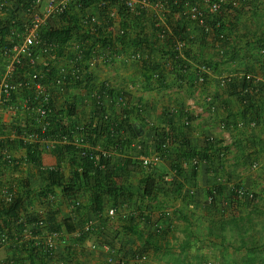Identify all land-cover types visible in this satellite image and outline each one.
I'll list each match as a JSON object with an SVG mask.
<instances>
[{"label":"crops","instance_id":"obj_1","mask_svg":"<svg viewBox=\"0 0 264 264\" xmlns=\"http://www.w3.org/2000/svg\"><path fill=\"white\" fill-rule=\"evenodd\" d=\"M16 6L14 0H0V28L7 25L11 27L12 21L16 19H20L18 23L20 27L23 19H27V12L25 10L16 11ZM86 12L95 16L101 26L109 21L95 2L89 3ZM217 17L209 14L207 23L211 24ZM221 17L226 34L225 40H220L214 30L205 31L201 26L188 25L185 31V37L191 46L188 57L185 59L188 60L186 63L188 72L186 78H178V66H175L172 59L163 54L160 41H155V47H140L141 50L149 53L147 60L123 55V51L132 52L137 46L132 43L124 45L120 41L121 25L116 15L112 19L114 24L110 32L118 45L115 48L117 57L107 63L100 59L95 60L90 68L91 76L87 77L88 74L85 81L74 83L57 97L58 106L64 109L60 111L61 117L69 122L70 126L92 124L99 119L93 96L96 92H102L97 90L106 82L111 85V94L105 96L103 110L110 117L124 123L121 132L124 139H129V142H125L123 150H113L109 147L111 140L105 131L99 137L94 135L88 141L97 158L105 153L109 156L106 168L109 171L108 178H112L117 186L123 188L121 189L123 194L119 191L118 195L117 192L111 195L108 190L102 194L104 208L101 213H105L113 205L126 201L131 211H149L152 214L151 218L154 217L155 220L160 216L159 212L163 203L169 206L176 205L179 208L180 217H177V228L171 227L173 228L172 239L178 236L176 230L180 224H187V227L190 225L194 228L200 225L202 219L210 216L207 214V209L220 210L235 207L237 205L233 203L236 198L239 203H242V199L236 192L237 188L243 187L256 194L261 187H264V0H241L237 8L228 12L223 11ZM82 19L76 6L72 5L64 18H54L51 24L54 27L70 24L73 26V36L80 37ZM168 19L173 25L171 21L173 17H168ZM145 34L152 38L151 28H146ZM135 35L132 32L128 33L127 37L131 41ZM170 41L173 42L172 38ZM94 55L97 57L95 51L91 56ZM70 56L71 53L56 62L59 73L70 71L69 59L72 57ZM207 61L217 66L215 70L211 69L212 71L207 74L204 82H200L198 78L200 67ZM246 73L254 76V80L260 85L259 88L256 87L257 83L256 86H242ZM122 95H125L124 101L119 100ZM207 103L210 108L204 112L199 111V106ZM5 117L7 122L11 123V118ZM225 120L228 122L226 129L221 127V123ZM21 122H24L23 119ZM11 132L9 127H5L2 131L0 140L7 142L11 139L12 142L11 146L6 145L1 150L14 156L19 167L17 171L6 169L5 176L1 178L2 182L0 180L1 185H9L15 191L16 197L18 195L17 182L23 180L30 185L32 190L44 191L45 188H50L53 191L46 197L40 196L34 199L24 195L22 208L36 209L45 213L50 219L56 218L63 227L69 220L75 225L87 218H94L98 212L92 211L91 207L88 210L92 212L88 214L89 216L87 214L82 216L80 210H71L72 193L70 190L67 193L62 186L49 184L50 171H59L66 182L75 180L74 171L77 167L72 165L70 153L65 151L63 145L56 152L42 156L40 163H28L24 160L27 149L19 146L18 141L21 138H15ZM231 132L235 134L236 142L227 147L226 158L219 160L216 152L210 149L211 159H203L202 153L207 148L216 146L219 140ZM166 133L173 136V142L158 166L149 170L141 167L142 170L120 171L125 161L137 154L133 143L142 141L150 152H154L158 142H161V139L166 140L163 138V134ZM195 157H201V160L198 166L194 167ZM252 162L260 163L259 170H252ZM112 171H114L113 174L110 173ZM128 174L136 175L132 178L134 182L120 180L119 176L127 178ZM147 176L155 181L157 189L154 194L158 199L144 198L140 194L142 184L138 186L136 179H143ZM90 181L93 182L94 178ZM84 182L83 178L74 182L78 186L74 190L83 204L89 207L93 203V194L90 185ZM214 189L217 203L205 205L209 192ZM19 192L25 194L23 190ZM23 194L19 193V196ZM205 211L207 216L202 215ZM1 219L8 221L7 214L2 215ZM117 224L122 223L119 221ZM201 239L192 236L190 240L183 241L179 245L187 250L191 244L199 248L198 246H202ZM134 241L138 243L136 248L141 244L145 245V241L139 237L135 236ZM159 241L162 242L160 238ZM168 242L165 243L170 246L171 243ZM154 247L150 246L152 254L154 251L157 253ZM177 251L181 253V250ZM87 253H73L72 259H76L75 262L78 264L103 263L100 252L97 256L94 255V259ZM0 255L3 258L14 257L17 262L21 259L18 264H26L29 259L24 258L28 257L26 252H21L13 246L2 250ZM62 255L58 256V259L66 261L67 252ZM205 255L206 253L197 252L193 256L192 264H203L207 257ZM241 257L243 258L240 260L234 258L235 263L233 264H264V252L256 254L250 252ZM28 262L32 264L30 259ZM230 263L227 257L222 264Z\"/></svg>","mask_w":264,"mask_h":264},{"label":"built area","instance_id":"obj_2","mask_svg":"<svg viewBox=\"0 0 264 264\" xmlns=\"http://www.w3.org/2000/svg\"><path fill=\"white\" fill-rule=\"evenodd\" d=\"M169 0H34L31 7L27 9V19H23L20 30L12 28V33L17 34V39L7 42L0 47V139L2 131L5 127L12 130V135L21 138L24 142L34 144L37 146L36 150L41 156L54 153L55 150L62 145L74 144L81 146L82 155L90 150L89 140L92 138L94 123H84L78 126H68L65 128H54L55 119L63 122L60 111L64 110L58 106V98L66 89L74 83H78L80 79L85 81V77L91 74V66L94 61L111 62L117 57V51L111 47V43L102 45V40L93 39L96 36L100 38L107 37L108 31H112V26H101L97 22L96 17L87 13L86 8L90 2H95L100 11L108 17L109 21L113 22V18L118 16L120 22L121 36L126 29L123 28L125 22L132 24L135 16L143 14L144 10H149L158 18L156 26H160L157 32V38L162 41L172 38L173 49L176 52V57H181L184 60L187 51L191 46L189 40L185 35H175L173 25L169 23L167 17L170 14L168 5ZM194 1V3L192 2ZM196 1V3H195ZM241 0H183V5L186 7V12L190 14L194 25L201 26L205 31L214 30L220 40H225L226 34L223 27L222 12L238 7ZM177 3V0H174ZM76 6L82 16V28L80 30L81 36H72L68 39L62 55H57L58 41L56 38L45 36V29L57 28L51 24L54 18H60L67 15L69 9ZM183 13L177 12V15ZM209 14L218 16L211 24H208ZM133 18V19H131ZM170 18V17H169ZM108 21V22H109ZM117 21V20H115ZM20 19L13 20L14 25H18ZM107 23V22H106ZM105 23V24H106ZM105 28V36L100 35V28ZM73 34V31H71ZM88 34V35H86ZM90 35V36H89ZM94 41V43H93ZM90 49V50H89ZM104 51H101V50ZM73 50V51H72ZM96 52L97 57L91 56ZM264 51V50H263ZM71 53L69 62L71 69L67 73H59L57 70V61ZM126 57L147 60L149 53L137 47L132 52L125 53ZM42 58H44L42 60ZM188 61V60H186ZM24 65L31 67L32 71L29 73H22L21 68ZM186 70V69H184ZM211 68L204 62L200 67L198 78L200 82H204L207 74L211 72ZM246 77L253 81L254 76L250 73ZM110 85V84H108ZM92 95V94H91ZM105 93L96 92L93 96L95 105L97 106L99 120L97 131L104 130V124L109 121L110 116L103 110ZM103 99V101H102ZM209 103L204 106H199V111L204 112L209 109ZM11 118V123H8L6 117ZM23 119L24 122H21ZM14 125V126H13ZM21 127V132L15 130L16 127ZM221 127L228 128L227 122H222ZM173 138H166L154 152H150L142 141L133 143V147L137 151L136 158L145 169H151L160 164L164 158V154L172 143ZM236 142L234 133H229L225 138L216 143V156L219 160L226 158L227 147ZM118 145L111 146L113 150H118ZM3 159L8 163H14L15 157L8 152H2ZM104 156H108L106 153ZM205 159V158H203ZM201 157L193 159V165L198 166ZM206 160V159H205ZM258 162H252L251 168H257ZM4 172V171H3ZM5 174L2 173L0 167V180ZM2 181V180H1ZM241 196L252 197L253 192L240 188L237 190ZM191 193L193 191L191 190ZM16 198L15 191L10 186L1 185L0 182V200L5 204H12ZM216 198L215 189L211 190L208 195V201L205 205H210ZM83 205L79 197H74L70 201L71 210L77 211ZM176 208L166 206L159 212L160 220H153L151 227H155L157 232H163L166 226H169L168 217ZM37 217L31 220L28 215H21L19 224L21 230L19 233L4 229L0 231V252L7 247H10L12 241L16 239L18 242L31 241L38 246L40 250L50 259L58 253L60 248H65L73 242V248L90 245L92 250L102 247L107 251L108 264H134L143 261L147 258L144 252H141L136 246L132 249L123 247L121 244L116 246L114 242H121V236L112 233L117 229L112 227V223H128L131 216L136 217L140 221L150 220L152 214L149 212H141L138 210L131 211L128 203L122 201L119 204L113 205L107 209L105 213L96 214L94 218H87L82 223L74 226V230L69 231L61 228H54L49 224L47 215L42 212H36ZM149 216V217H148ZM164 216V217H163ZM169 218V217H168ZM140 223H144L143 221ZM148 222V221H147ZM113 228L111 229V236L102 235L106 241L99 242L95 239V231L98 227ZM117 227V226H116ZM107 232V231H106ZM115 238V239H114ZM75 241V243H74ZM123 245V244H122ZM75 248V249H76ZM90 249V250H91ZM53 255V256H52ZM54 263L69 264L66 261ZM0 264H14V259L3 258L0 255Z\"/></svg>","mask_w":264,"mask_h":264},{"label":"trees","instance_id":"obj_3","mask_svg":"<svg viewBox=\"0 0 264 264\" xmlns=\"http://www.w3.org/2000/svg\"><path fill=\"white\" fill-rule=\"evenodd\" d=\"M16 1V11L18 10H25L27 11V9L29 7H31V4L34 2V0H14ZM199 1V0H198ZM194 3V1H192ZM196 3V1H195ZM168 5L170 8V14H168L169 17H173V20H171L173 22V29L175 30V35H185V31L188 29V25H194V23L192 21H189L191 18L190 14H188L186 12V7L183 5V0H177V3H174V0H169L168 1ZM15 11V10H14ZM181 12L183 14L181 15H177V12ZM65 17V16H64ZM63 17V18H64ZM133 19V18H131ZM172 19V18H171ZM132 24H130L129 22H125L124 27L123 28H127L125 33L121 36L120 41L124 44L127 45V43H132L133 45H136L137 47H141V46H146L148 48H151V46L155 47V41H160V44L162 45V51L164 52L163 54L168 56L169 58L172 59L173 64L176 66H178V78H186V73L188 72V66H186L187 61L184 60L181 57H176V52L174 51V47L172 42L170 41V39H166L165 41L160 40L159 38H157V32L160 29V26H156L157 22L159 21L157 16L155 14H153L151 11L149 10H144L143 14L140 15H136L135 19L132 20ZM108 24H110L111 26H113L114 22L109 21L107 22L104 26H107ZM12 28H17L18 30H20V27L16 24H12V26L10 27L9 25L1 27L0 28V47L5 45L7 42L11 41V40H15L17 39V34H13L12 33ZM106 27L104 28H100V35L105 36L104 30ZM146 28H151L152 30V38L151 36L145 34V29ZM73 29V26L66 25V26H62V27H57V28H50V29H46L45 30V36L49 37V39L51 38H56L59 45L57 48V55L60 56L62 55L65 46L68 42V39H70L73 34L71 33ZM134 32L136 35L134 38H132V40L130 41V39L127 37L128 33H132ZM94 39L97 40H102V45H106L108 42L111 43V47H113V49L115 50V48H117V43H115V39L113 38L112 34L110 31H108V35L107 37L104 38H100V37H95ZM90 50V49H89ZM116 51V50H115ZM190 50L187 51V55L189 54ZM163 55V57H164ZM206 64L212 69L215 70L217 64H214L211 61H207ZM186 69V70H184ZM22 73H29L32 71L31 67L28 65H24L21 68ZM248 73H246L244 75L245 79H243V84L242 86H251L254 85L256 86V83L258 84L257 81H255L253 79V81L249 80L246 75ZM251 74V73H250ZM188 75V74H187ZM91 76L90 74L87 76L89 77ZM86 79V78H84ZM79 82H83L82 79L79 80ZM180 82V80H179ZM228 83V82H227ZM230 84V83H228ZM232 85V84H231ZM104 86V87H103ZM103 86H101L99 88V90L97 91H103L106 95H110L111 94V85H108L107 82L105 84H103ZM256 87H260V85L258 84V86ZM105 98V97H104ZM120 101H124L125 100V95H122L119 97ZM103 101V99H102ZM210 103V102H209ZM95 108H97V106L95 105ZM105 112V111H104ZM63 120V119H62ZM99 120V119H98ZM225 122H227L225 120ZM96 126L95 128L97 129L98 127V121L95 123L93 122ZM228 123V122H227ZM70 125L69 122L64 121L61 122V120L59 119V121L57 119H55V124H54V128H65L68 127ZM14 126V125H13ZM124 126V123L122 121L116 120V118H112L110 117L109 121L106 122L104 124V130L102 132H98L96 129H92L93 131V135H97V137H99V135H102V133L105 131L110 140H111V146H116L115 148H118L119 150H123L125 148V142H129V139L126 140L124 139L123 135H122V128ZM131 126V125H130ZM131 128L134 130V127L131 126ZM11 130V129H10ZM15 130L17 132H21V127L18 126L15 128ZM12 131V130H11ZM135 131V130H134ZM12 133V132H11ZM13 134V133H12ZM173 136L170 133H166L163 134V138H169ZM16 138V137H15ZM19 138V137H17ZM20 139V138H19ZM9 141H2L0 140V167L2 170V173L5 174L6 169H13L15 171H17L18 167H19V163L17 162L16 158L14 159V163H8L7 161H5L3 159L4 155L2 154V150L1 148L9 145L11 146V139H8ZM161 142H158L159 146L162 142L163 139L160 140ZM19 146H23L27 149V155L24 158V160H26L28 163H40L41 162V154L36 150L37 146H35L34 144L31 143H27L24 142L22 139H20L19 141ZM173 142V140H172ZM144 143V142H143ZM212 146V145H211ZM60 148H62V146H59ZM58 147V148H59ZM64 149L66 152L70 153V160L72 161V165L74 164L75 171H74V178L75 180H73L72 182H66L64 181V177L61 173H59V171H50L49 172V184L50 185H58V186H62L64 191H66L67 193H69V190L72 193V196L70 198V200L74 197H77V194L75 192V187L77 186L76 183L78 179L83 178V180L85 181L84 183L86 185H90V190H92V199H93V203L91 205L86 206L85 204L82 205V207L79 209L80 213L82 214V216L84 214L88 215V210L94 211L96 213V211L101 214L102 210H103V201H102V194L104 192H106L107 190L109 191V193L111 195H115L117 192L121 191V189H123L122 187L117 186V184L115 183V181L112 178H108V174L109 171L106 169L107 168V164H108V159L109 156H104L102 155L101 157L97 158L96 153H94V151L90 148L89 152L85 153L84 155H82V149L81 146H77L74 144H68V145H63ZM58 148L55 150V152L58 150ZM147 148V147H146ZM129 149V148H127ZM126 149V150H127ZM133 149V148H132ZM210 149L214 150L215 152H217L218 148H216V146H212L207 148L206 151H204L202 153V157L205 159H211L210 157ZM228 151V148H227ZM137 155V154H136ZM142 165L139 162V160L136 158V156H131L129 157L125 163L124 166L122 168V172L124 171H129V170H137V169H141ZM195 167V166H194ZM80 168V170H79ZM143 168V167H142ZM145 169V168H143ZM142 170V169H141ZM111 174L114 173V171L110 172ZM114 177V175H113ZM94 178V181L91 182L90 179ZM2 182V181H1ZM143 182V183H142ZM93 183V184H91ZM141 184L142 187L140 194L145 198H149V199H158L156 197L155 193V189H157V187L155 186V181L154 179L150 178V176L144 177L141 180ZM17 189H18V195L17 197L14 199V201L12 202V204H3V202H0V231L4 230V229H8L11 232L12 231H16L15 233H19L21 230V226L19 224H17V222H19L21 215H28V217L31 218V220H35V218L37 217L35 214L37 211H35L34 209H24L22 208V197H24V195H26L28 198H38L40 196H44L46 197L48 193L53 192L51 191L50 188H45V190H41L37 189V190H32L30 188V185L27 184L24 180L23 181H18L17 185H16ZM78 187V186H77ZM243 188V187H239L236 189V192L238 189ZM245 189V188H243ZM23 190V192L25 194H23L22 192H19ZM74 190V191H73ZM249 191V190H247ZM250 192V191H249ZM23 194V195H20ZM43 193V194H42ZM122 193V191H121ZM119 193V194H121ZM123 194V193H122ZM238 194V192H237ZM238 197L240 199L242 198H246V196H241L238 194ZM214 201V200H213ZM161 202V201H160ZM238 198L235 199L233 204H238ZM167 204L163 203V207L164 208ZM161 208V209H162ZM160 209V210H161ZM139 212V211H138ZM141 212H144L143 210H141ZM7 214L8 216V221H3L1 219V216ZM89 216V215H88ZM87 216V217H88ZM162 217V216H161ZM48 220H49V224L54 227V228H65L69 231L74 230V222L66 221L65 222V226H61V224H59L56 220V218L54 219H50L47 216ZM141 217H140V221H141ZM139 219H137L134 216L130 217V220L128 223L125 224H119V226H121L120 229L114 231L116 233V235L118 236H122V238L129 236V235H134L136 237H139L140 239H145L148 243H150L151 239L153 238L152 236L146 235L145 231L141 230V224ZM143 221V220H142ZM147 221V220H146ZM252 222V223H251ZM251 226H254L255 224H253V217L250 216H236V215H231L230 217H220V218H213L210 220L209 225H208V235L209 236H214V237H220L222 236L225 231L227 230H234L236 229V231L240 232L241 230L246 232L248 231V224H250ZM16 230H11L12 227ZM113 229V228H110ZM105 230H109V228H105ZM104 230V227H98V229L95 231V238L97 239V237H102V235L106 234L107 232ZM113 232V233H114ZM105 239L102 238V242ZM122 242V240H121ZM75 243V241H74ZM73 242L68 245L65 248H60L58 250V253L55 254V256L53 258H49L46 257V255L40 250V248L38 246H36L35 244H33V242L31 241H26V242H18L16 241V239H14L12 241L11 247L13 246L15 249H18L21 252H26L28 254V257L32 264H36L37 262L40 263H45V264H55L54 261H64V260H59L58 256H63L62 254H64L65 252H67V260L66 262H68L69 264H78L76 263V259L73 260L72 259V254L76 253V249L80 248H73ZM82 248V247H81ZM63 249V250H62ZM65 251V252H64ZM53 256V255H52ZM20 258V257H19ZM23 258V257H22ZM26 258V257H25ZM11 259H14V264H18L19 261L21 259L17 260L12 257ZM21 262V261H20ZM136 264H139L138 262ZM154 264V263H153Z\"/></svg>","mask_w":264,"mask_h":264},{"label":"rangeland","instance_id":"obj_4","mask_svg":"<svg viewBox=\"0 0 264 264\" xmlns=\"http://www.w3.org/2000/svg\"><path fill=\"white\" fill-rule=\"evenodd\" d=\"M259 167H260V163L258 164L257 168H254L252 170L254 171L256 169L259 170ZM135 176L134 174L133 175L128 174L127 178H121L120 176L119 178L120 180L132 183L134 182L132 178H134ZM138 179H139V182H138ZM138 179H136V182L138 183V186H139V184H141L142 179L140 178ZM215 201L216 199H214L212 203L213 204L217 203ZM236 205L237 206L229 208V209H220V210L214 209V208L213 210H210V209L206 210L203 208L204 210L207 211V214H209L210 216L207 219H202V223L198 225L196 228L190 225H188L187 227V224L185 225L180 224L179 228L176 230L178 236L176 235L175 238H172V239H171V233H172L173 228L171 227H174V229L177 228V217L178 216L180 217L179 215L180 212L178 210L179 208L176 205H170V207H175L176 211L171 213L168 216L169 218L165 217V219H168V220L164 222H169L170 227L166 226L164 233L157 232L155 227L154 228L151 227V224L154 223L152 220V218L154 217H152L150 220L148 219L147 220L148 222L143 221L144 223L141 224L142 226L141 230L145 231L146 235L148 234L150 236L151 234L153 238L151 239L150 243H148L145 239H141L142 241H145V245L141 244L137 248H139L141 252H144L147 255V258L143 261H139L138 263L139 264H153V263L154 264H192L193 262L192 260H194L193 256H195V254L199 252V254L206 253L207 255V257L203 261V264H222L225 258L227 257L231 261L230 264H233V262L235 263V261H233L234 258L240 260V258L241 259L243 258L241 256H243L246 253H250V252L255 253V254L263 253L264 252V187H261V189L258 190L256 194L253 193L252 197H246L245 199L242 198V203H238ZM35 211L39 212L36 209ZM206 211L203 212L202 214L203 216H207ZM146 212H149V211H146ZM90 213L92 212L88 211V214ZM231 215H236V216H250L251 215L253 217V222H254L253 224L255 225L250 227L252 222L248 224V228H247L248 231L246 232L242 230L238 232L236 231V229H234L232 231L231 230L225 231V233L220 237H214V236L208 235V225L211 219L220 218V217H230ZM160 218L161 216H159V218L155 220H160ZM117 222L119 221L117 220ZM205 223L207 224L205 225ZM112 227H115L117 230L121 228V226H119V224L117 223H112ZM11 230H16V229L12 227ZM108 233L109 235L111 234V229H109L107 233L104 235L108 236ZM114 235H115V232L112 233L113 237ZM122 236H121L122 243L116 242V241L114 242V240H110V242L112 244L115 243L116 246H119V244H121L122 250H124L123 249L124 246H126V248L132 249L133 246L138 245V243H136L137 241L136 242L134 241V237H135L134 235H129L130 237L128 239L124 237L122 238ZM192 236L197 237V238L199 237L202 238L201 239L202 246H198L199 248H196L195 246L197 245L191 244L188 250L182 249L179 243L183 241L185 242L186 240H190V237ZM159 238L160 240H162V242L159 241ZM94 240H96V238ZM97 240L101 243L102 237H97ZM105 241L106 240H104L103 243ZM168 241H170L171 243L170 246H168V244L165 243ZM148 244H151V245L148 246ZM150 246L151 247L155 246L154 249H157V253L154 251L155 253L153 252L152 254ZM90 249H91L90 245L82 246V248L80 247V249L77 250L76 252L78 254L79 253L85 254L88 251L87 255H90L92 259L95 258L94 255L97 256V253L100 252L103 257L102 264H108L106 261L107 251H104L102 247H99V249H96V250H92V249L90 250ZM177 250H181V253ZM103 253H104V256H103ZM255 256H258V255H255ZM27 261H29V259ZM27 261H26V264H29V262L27 263ZM43 263H40V264H43ZM36 264H39V263L37 262Z\"/></svg>","mask_w":264,"mask_h":264}]
</instances>
